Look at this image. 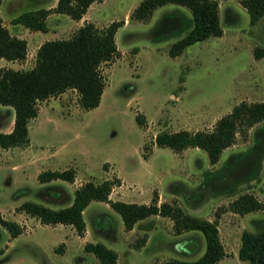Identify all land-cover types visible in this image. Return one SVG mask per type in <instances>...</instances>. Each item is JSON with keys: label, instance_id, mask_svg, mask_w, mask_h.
Segmentation results:
<instances>
[{"label": "rangeland", "instance_id": "rangeland-1", "mask_svg": "<svg viewBox=\"0 0 264 264\" xmlns=\"http://www.w3.org/2000/svg\"><path fill=\"white\" fill-rule=\"evenodd\" d=\"M56 1L1 0L5 25L28 45L25 58L0 57V66L31 67L39 41L70 37L86 20L98 27L121 22L115 32L118 53L101 65L105 86L97 106L83 109L76 89L68 88L38 102V114L29 121L28 144L0 146V211L22 226V232L12 237L0 224V264H99L94 252L81 245L98 241L117 252L113 264H161L169 258L192 260L202 254L203 234L176 232L168 216L149 215L128 231L108 202L92 200L83 210L88 228L83 239L71 224L63 231L17 208L25 200L60 207L71 201L81 183L117 177L120 184L113 186L111 199L151 203L156 194L159 203L175 202L189 213L215 220L225 251L216 264H249L238 256L242 232L263 228L264 210L239 213L233 204L243 193L264 201V156L254 175L232 187H223L231 176L221 168L230 153L244 152L253 144L254 130L264 120L237 131L215 162L202 148L176 151L158 146L154 138L162 130H211L240 101L264 100V56L253 55L256 46H264V14L251 23L241 0H217L222 34L196 41L176 56L169 55V46L185 31L154 40L151 28L171 10L190 16L178 4L160 5L147 20H139L131 13L140 0H100L79 19L51 15L46 31L34 33L11 23L25 10ZM137 114L144 116L142 124L136 121ZM13 119V108L0 103V128L8 130ZM68 167L75 170L72 182L37 178L44 169ZM149 233L151 240L141 249ZM71 234L65 245L64 237ZM186 238L198 242V250H184Z\"/></svg>", "mask_w": 264, "mask_h": 264}, {"label": "trees", "instance_id": "trees-1", "mask_svg": "<svg viewBox=\"0 0 264 264\" xmlns=\"http://www.w3.org/2000/svg\"><path fill=\"white\" fill-rule=\"evenodd\" d=\"M94 1L100 0H57L51 7L25 10L14 16L11 23L22 24L31 30L46 31L49 14L62 13L79 19ZM240 2L247 10L251 23L264 14V0ZM166 3L178 4L190 11V16L179 9L165 12L151 28L154 40L185 31L170 44L169 55L176 56L196 41L222 34L217 0H140L133 8L131 17L147 20L156 7ZM120 24L119 20H113L98 27L92 21H85L70 37L44 40L36 50L35 62L31 67L0 66V103L10 105L14 110L12 128L9 131L0 130L1 147L29 143V121L38 114L40 100L73 88L78 92V102L83 109L93 108L100 103L105 86L101 65L118 53L115 32ZM26 54L27 40L11 33L0 15V57L21 60ZM253 55L255 58L263 57L264 46H256ZM135 118L139 124L144 121L143 115L137 114ZM262 120L264 100L240 101L219 117L211 130H162L155 135L154 141L158 146H167L176 151L189 146L202 148L207 152L209 160L215 162L223 148L234 141L237 131ZM263 156L264 124L255 128L254 142L247 150L230 153L224 160L221 171L229 174L231 180L223 183V187H232L238 180H247L254 175ZM37 178L41 182L52 179L72 182L75 170L71 167L44 169L37 174ZM115 184H120L118 177L105 178L100 182L87 180L74 189L72 199L66 206L53 208L41 202L25 200L17 208L36 216L41 223L71 224L77 234L82 236L86 230L83 218L85 207L92 200L106 201L119 213L126 230L131 229L139 219L159 214L173 220L176 232L198 230L203 234L205 246L199 257L192 260L169 258L161 264H215L224 256L225 251L215 220L189 213L175 202L159 203L156 194L151 203L111 199L109 194ZM212 186L219 187L218 184ZM233 207L239 213L264 210V201L258 200L252 194L243 193L236 198ZM0 224L12 237L22 232V226L17 221L6 218L1 211ZM183 243L186 251L198 250V242L190 238L184 239ZM84 248L94 252L99 258V264H113L117 259V252L103 242H86ZM238 256L249 264H264V227L257 231L245 229L242 232Z\"/></svg>", "mask_w": 264, "mask_h": 264}, {"label": "crops", "instance_id": "crops-1", "mask_svg": "<svg viewBox=\"0 0 264 264\" xmlns=\"http://www.w3.org/2000/svg\"><path fill=\"white\" fill-rule=\"evenodd\" d=\"M51 6H54V5H51ZM51 6H49V7H51ZM56 14H60V13H55V12H53V13L49 14L48 17H50L51 15L56 16ZM61 14H62V13H61ZM85 14H86V13H84L82 17H84ZM0 15H1V13H0ZM1 17H3V15H1ZM48 17H47V19H48ZM82 17H81V18H82ZM2 19H3V18H2ZM86 21H87V20H86ZM3 23H4V21H3ZM4 24H5V23H4ZM47 26H48V25H47ZM47 30H48V29H47ZM40 31H41V30H40ZM33 32L36 33L37 30H33ZM16 35L22 37L20 34H17V33H16ZM35 35H36V34H35ZM43 41H44V40L39 41V42L37 43V45H36V48H38V46H39ZM27 45H28V44H27ZM36 50H37V49H36ZM11 122H12V124L10 125V127H9L8 130H6V129H2V128H0V130H2V131H9V130L12 128V126H13V120H12ZM14 166H15V165H14ZM29 166H32V165L29 164ZM68 182H69V181H68ZM72 194H73V192H72ZM72 196H73V195H72ZM109 197H110V195H109ZM69 203H70V202H69ZM69 203H68V204H69ZM68 204H66V205H68ZM66 205H63V206H66ZM60 207H62V206H60ZM53 208H54V207H53ZM56 208H58V207H56ZM151 215H152V214H151ZM148 216H149V215H148ZM146 217H147V216H146ZM144 218H145V217H144ZM142 219H143V218H142ZM142 219H139V220H142ZM139 220H137V221L134 223L133 227H132L131 229H128V231H133V230L136 228V225H137V223H138ZM45 224H47V223H45ZM57 224H59V225H57ZM52 225L59 226V227H61V229H63V231H64L65 226H67V225H69V224H64V223H52ZM87 230H88V228H86L85 233L82 235V236H83V239L86 238V232H87ZM74 234L79 236V234H77V232L74 233ZM74 234H71V236H70V235L65 236V237H64L65 240H63L62 242H64L65 245H66V242H67L66 239H68V237H72V235H74ZM80 236H81V235H80ZM151 237H152V234L149 233L148 238H147L145 244H144L143 246H141V249L147 244L148 241L151 240ZM84 241H85V240H84ZM81 245H82V247L84 248L85 243L83 242ZM105 245H106V244H105ZM108 247H109V246H108ZM215 264H216V263H215Z\"/></svg>", "mask_w": 264, "mask_h": 264}]
</instances>
